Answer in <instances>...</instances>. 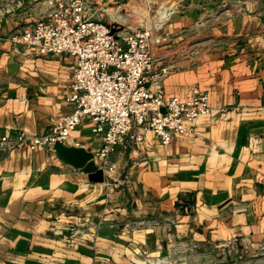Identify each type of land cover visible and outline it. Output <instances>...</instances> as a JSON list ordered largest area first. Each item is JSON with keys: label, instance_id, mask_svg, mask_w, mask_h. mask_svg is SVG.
<instances>
[{"label": "crops", "instance_id": "obj_1", "mask_svg": "<svg viewBox=\"0 0 264 264\" xmlns=\"http://www.w3.org/2000/svg\"><path fill=\"white\" fill-rule=\"evenodd\" d=\"M223 8L173 19L160 37L171 59L153 51L172 68L167 100L209 94L213 113L191 134L125 138L95 161L103 183L55 147L0 149V264H264V0ZM48 9L0 0V137L45 135L73 110L77 59L10 39ZM92 127L86 118L66 146L97 154Z\"/></svg>", "mask_w": 264, "mask_h": 264}, {"label": "built area", "instance_id": "obj_2", "mask_svg": "<svg viewBox=\"0 0 264 264\" xmlns=\"http://www.w3.org/2000/svg\"><path fill=\"white\" fill-rule=\"evenodd\" d=\"M35 1L48 5L47 16L13 34L11 42L37 49L40 55L77 59L67 99L73 110L45 135L19 132L0 137L1 150L36 151L54 149L57 143L66 145L88 118L92 132L103 141L95 159L106 161L124 145L125 138L141 143L145 132L151 131L163 145H169L175 137L191 134L198 119L212 115L209 94L199 89L185 98H165L163 84L172 68L160 65L153 54L151 29H125L94 18L92 8L99 0ZM228 246L232 249L233 242ZM223 250L224 255L232 252Z\"/></svg>", "mask_w": 264, "mask_h": 264}, {"label": "rangeland", "instance_id": "obj_3", "mask_svg": "<svg viewBox=\"0 0 264 264\" xmlns=\"http://www.w3.org/2000/svg\"><path fill=\"white\" fill-rule=\"evenodd\" d=\"M230 1L240 0H99L100 4L94 5L92 13L96 19L107 24H118L125 29H151L155 44L160 42L152 47L153 51L164 61L170 60L171 56L162 54L161 50L165 49L167 43L160 37L167 35L166 27L173 19H181L182 16L196 19L200 15L217 12ZM191 46L196 47V41Z\"/></svg>", "mask_w": 264, "mask_h": 264}, {"label": "water", "instance_id": "obj_4", "mask_svg": "<svg viewBox=\"0 0 264 264\" xmlns=\"http://www.w3.org/2000/svg\"><path fill=\"white\" fill-rule=\"evenodd\" d=\"M55 150L65 163L89 174L91 181L104 182V170L97 166L95 155L92 152L84 148L68 147L62 143H57Z\"/></svg>", "mask_w": 264, "mask_h": 264}, {"label": "bare ground", "instance_id": "obj_5", "mask_svg": "<svg viewBox=\"0 0 264 264\" xmlns=\"http://www.w3.org/2000/svg\"><path fill=\"white\" fill-rule=\"evenodd\" d=\"M163 18V17H162Z\"/></svg>", "mask_w": 264, "mask_h": 264}]
</instances>
